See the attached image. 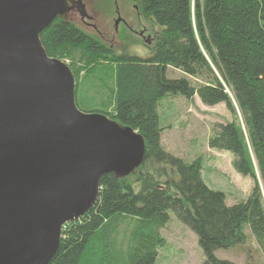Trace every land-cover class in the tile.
<instances>
[{
  "label": "trees",
  "instance_id": "16d2710c",
  "mask_svg": "<svg viewBox=\"0 0 264 264\" xmlns=\"http://www.w3.org/2000/svg\"><path fill=\"white\" fill-rule=\"evenodd\" d=\"M138 3L156 31L146 56L132 52L136 42L126 35L111 48L57 18L40 34L48 56L67 61L78 108L133 128L146 144L133 172L101 177L98 199L64 225L49 264H156L172 213L197 235L203 264H234L216 251L245 243L246 226L264 251V0ZM170 68L183 76L171 77ZM168 96L227 106L233 120L213 129L208 143L231 153L235 170L254 179L247 199L229 206L223 192L205 184L202 159L189 162L164 148Z\"/></svg>",
  "mask_w": 264,
  "mask_h": 264
},
{
  "label": "water",
  "instance_id": "95a60500",
  "mask_svg": "<svg viewBox=\"0 0 264 264\" xmlns=\"http://www.w3.org/2000/svg\"><path fill=\"white\" fill-rule=\"evenodd\" d=\"M72 8L88 17L82 0H0V264H49L101 177L126 176L144 158L140 133L78 108L70 67L42 45Z\"/></svg>",
  "mask_w": 264,
  "mask_h": 264
},
{
  "label": "rangeland",
  "instance_id": "374dc122",
  "mask_svg": "<svg viewBox=\"0 0 264 264\" xmlns=\"http://www.w3.org/2000/svg\"><path fill=\"white\" fill-rule=\"evenodd\" d=\"M89 2L92 9L101 12L109 26L106 28L99 25L98 30L113 32L114 22L117 23V13L114 0H84ZM83 1V2H84ZM117 5L129 4V19L136 22L132 2L128 0H116ZM99 7L103 10L100 11ZM126 9V8H125ZM77 16V14L75 13ZM74 13L70 15L76 24L77 18ZM99 14V16H101ZM122 15V14H121ZM98 17V16H96ZM117 18V19H116ZM121 20L122 17L120 16ZM125 18V17H124ZM116 19V21H115ZM145 22L148 23L146 20ZM147 32L154 33V28L148 23ZM111 38L110 42L114 43ZM138 50L134 45L130 48L141 56H146L148 46L138 41ZM67 62V61H66ZM171 77H182V72L171 69ZM196 84L197 78L189 77ZM88 86V83H84ZM96 86V84H93ZM88 89L85 87L83 95L87 96ZM161 119L163 126L162 145L169 152L181 156L189 162L195 159H202L204 166L202 176L207 187L221 191L226 195L229 206L247 199L255 186L254 179L250 176H242L233 166V155L223 149L212 148L208 140L212 136L213 129L220 124H226L233 120L230 111L224 103L214 106L204 104L198 96L188 100L184 97H167L162 101ZM259 178V177H258ZM260 181V179H259ZM261 189L263 184L260 181ZM248 239L242 245H236L227 250L216 251L217 258L228 260L234 264H264V251H260L258 244L253 239L249 226L245 227ZM160 233L167 240V244L159 250L156 264H203L205 257L201 246L198 243L197 235L185 224H183L175 214H171L170 222L161 229ZM251 237V238H250ZM258 250V251H257Z\"/></svg>",
  "mask_w": 264,
  "mask_h": 264
},
{
  "label": "flooded vegetation",
  "instance_id": "af4514ba",
  "mask_svg": "<svg viewBox=\"0 0 264 264\" xmlns=\"http://www.w3.org/2000/svg\"><path fill=\"white\" fill-rule=\"evenodd\" d=\"M84 0H82L83 2ZM131 3V6L134 9V13H135V18H136V22L129 19V11H128V7L129 4H123L122 6L117 5V1L114 0V4L116 7L115 11L117 13V18L118 17H122V20L119 21L118 24H116V22H114L113 25V32L112 29L110 28V32H106L104 31V33H102L100 30H98L99 25H102V27L106 28V26H109L107 24L106 21V17L105 15L102 16L101 12L92 9L91 5L89 2H83L85 4V8L88 14V17H82V15L80 13H78L75 8H72L75 10V13L77 14V16L75 15V17L77 18V22L76 25L81 28L82 30H84L86 33L90 34V36H94L99 38L100 40H102L105 43H109V45L111 46V48L116 47V46H122V42L120 41L121 36H125L126 38H130L132 40H134L136 42V47H135V51H137L138 49V41L140 40L141 43L146 44V46H150L152 45V43L154 42V38L156 35V31H154L153 34H150L149 32H147V22L145 19V16L142 12V9L138 3V0H128ZM66 6L67 7H72V0H65ZM126 8V9H125ZM72 9H70L68 11V14H64L63 17L59 16L57 19L59 20H63V21H69L71 23H74L72 18L70 17V15L73 13ZM100 11H103L101 8H99ZM99 14L101 16H99ZM122 14V15H121ZM98 16V17H96ZM125 17V18H124ZM116 18V19H117ZM115 19V21H116ZM121 19V18H120ZM75 24V23H74ZM113 38V42L114 43H119V44H113L110 42L111 38ZM133 51V52H135ZM137 54V53H135Z\"/></svg>",
  "mask_w": 264,
  "mask_h": 264
},
{
  "label": "bare ground",
  "instance_id": "6f19581e",
  "mask_svg": "<svg viewBox=\"0 0 264 264\" xmlns=\"http://www.w3.org/2000/svg\"><path fill=\"white\" fill-rule=\"evenodd\" d=\"M59 16H60V15H59ZM59 16H57L56 18H58ZM56 18H55V19H56Z\"/></svg>",
  "mask_w": 264,
  "mask_h": 264
}]
</instances>
